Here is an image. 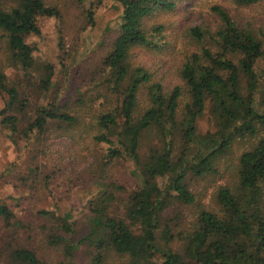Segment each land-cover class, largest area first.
Masks as SVG:
<instances>
[{
  "label": "trees",
  "instance_id": "1",
  "mask_svg": "<svg viewBox=\"0 0 264 264\" xmlns=\"http://www.w3.org/2000/svg\"><path fill=\"white\" fill-rule=\"evenodd\" d=\"M11 1L9 7L0 6V30L10 54L9 65L29 76L36 59L28 39L41 34L40 18L61 19V12L48 0ZM74 1L82 4L84 0ZM104 1L108 0L91 3V24L95 9ZM118 1L121 21L105 60L113 104L98 116L95 139L108 145V160L134 163L136 184L123 214L113 213L118 202L115 191L121 190L115 185L91 200V231L86 238L93 249L90 264H264V107H259L256 97L264 90V32L238 24L223 7H213L218 28L191 29L198 49L183 63L180 82L168 88L142 66L132 64L131 53L138 47L161 49L153 41L155 34L146 31L145 19L156 11H175L185 0ZM231 1L249 7L264 0ZM161 29L155 27L153 32ZM45 72L42 88L49 91L53 66ZM0 98L5 104L0 112L5 117L2 123L18 131L17 118L6 115L25 109L26 100L10 84L2 66ZM208 104L217 130L200 135L197 122ZM69 105L56 100L40 108L29 131L42 130L49 121L75 126L78 119L66 112ZM255 138L233 164L235 168L227 169L231 177L216 187L213 207L197 205L191 184L221 176V159L237 139ZM147 144L149 151L143 154ZM174 206L188 209V215L190 208L196 210L190 220L182 213L172 217L180 209ZM40 215L64 234L75 232L71 214L42 211ZM16 218L11 208L0 203V221L13 224ZM173 221H177L174 227ZM177 238L183 244L181 252L170 246ZM51 239L53 246L65 244L66 253L73 257L76 246L69 238ZM13 259L17 264H44L27 249L15 250Z\"/></svg>",
  "mask_w": 264,
  "mask_h": 264
},
{
  "label": "rangeland",
  "instance_id": "2",
  "mask_svg": "<svg viewBox=\"0 0 264 264\" xmlns=\"http://www.w3.org/2000/svg\"><path fill=\"white\" fill-rule=\"evenodd\" d=\"M93 1L84 0L79 4L74 0H48L60 10L61 19H39L41 34L28 39L36 59V67L29 76L9 65L10 54L0 30V66L4 67L10 84L18 88L21 99L26 100L25 109L16 108L6 115L17 118L18 131L3 124L5 117H0V203L17 216L13 224L0 221V264H17L13 252L19 249L34 252L44 264H90L93 249L86 238L91 231V200L107 186L115 185L121 190L115 191L118 202L113 213L123 214L126 200L135 188L134 163L108 160V145L95 139L98 116L113 104L105 60L117 36L122 6L118 0L104 1L95 9L94 24H91L88 11ZM11 3V0H0L1 7H9ZM215 6L227 9L238 24H250L255 32H264V1L243 7L231 0H185L175 11H156L145 19L146 31L155 34L153 41L161 49L135 48L131 53L132 64L142 66L152 74L153 80L168 88L177 85L183 63L198 49L191 29L201 27L214 31L218 28L219 19L212 11ZM155 27L162 29L154 33ZM51 65L54 75L51 89L47 91L42 88L41 80L46 75V67ZM256 97L259 107L263 108L264 90ZM56 100L68 101L70 105L64 110L78 119L77 124L70 127L49 121L42 130L29 131L37 118V110ZM144 102L142 95L141 105ZM4 108L0 98V112ZM197 130L200 135L217 130L209 104L197 122ZM257 139H237L233 149L221 159V176L191 184L197 205L213 207L216 187L231 177L227 169L231 165L233 170V164ZM149 148L147 144L143 154ZM174 207L180 209L172 217L189 213L182 206ZM195 210L190 208L191 213ZM42 211L71 214L75 232L62 233L51 220L40 215ZM54 236L71 240L76 246L73 257L66 253L65 244L58 247L50 244ZM182 245L177 238L170 246L181 252Z\"/></svg>",
  "mask_w": 264,
  "mask_h": 264
}]
</instances>
